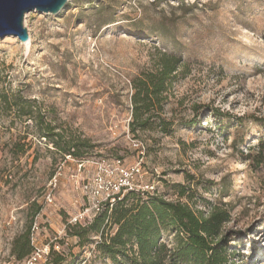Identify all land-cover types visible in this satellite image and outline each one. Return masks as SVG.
Listing matches in <instances>:
<instances>
[{
	"label": "rangeland",
	"instance_id": "rangeland-1",
	"mask_svg": "<svg viewBox=\"0 0 264 264\" xmlns=\"http://www.w3.org/2000/svg\"><path fill=\"white\" fill-rule=\"evenodd\" d=\"M23 26L28 45L0 38V264H112L81 230L123 187L225 213L227 264H264V0H68ZM162 55L181 62L156 112L169 132L132 135V81Z\"/></svg>",
	"mask_w": 264,
	"mask_h": 264
},
{
	"label": "trees",
	"instance_id": "trees-1",
	"mask_svg": "<svg viewBox=\"0 0 264 264\" xmlns=\"http://www.w3.org/2000/svg\"><path fill=\"white\" fill-rule=\"evenodd\" d=\"M181 66L179 59L162 55L154 71L142 74L132 81L131 133L153 130V125L163 134L169 124L156 115L162 111L164 94L176 79ZM27 111L24 115L30 116ZM156 117L158 123L153 119ZM45 139L49 138L47 133ZM52 144L65 155L80 159V146L66 142L60 147ZM120 162L122 158H117ZM127 188L113 195L105 203L93 223L81 231L99 236L96 249L112 264H227L225 250L215 242L220 225L228 220L225 213L213 212L208 218L197 215L180 202H167L147 192ZM147 195L145 198L144 196ZM122 196V197H121ZM113 200V202H110ZM40 211L37 207L35 214ZM115 227L112 234L108 231ZM31 225L13 242L12 253L20 261L31 255ZM177 235L174 248L168 249L161 242L163 232ZM82 239L83 235H78ZM59 258L55 263H61Z\"/></svg>",
	"mask_w": 264,
	"mask_h": 264
},
{
	"label": "water",
	"instance_id": "water-1",
	"mask_svg": "<svg viewBox=\"0 0 264 264\" xmlns=\"http://www.w3.org/2000/svg\"><path fill=\"white\" fill-rule=\"evenodd\" d=\"M68 0H0V38L13 36L22 43L29 41L28 32L23 26L25 14L38 11L59 15Z\"/></svg>",
	"mask_w": 264,
	"mask_h": 264
},
{
	"label": "bare ground",
	"instance_id": "bare-ground-1",
	"mask_svg": "<svg viewBox=\"0 0 264 264\" xmlns=\"http://www.w3.org/2000/svg\"><path fill=\"white\" fill-rule=\"evenodd\" d=\"M29 40H30V38H29ZM29 44V41L26 43V45H28Z\"/></svg>",
	"mask_w": 264,
	"mask_h": 264
},
{
	"label": "built area",
	"instance_id": "built-area-1",
	"mask_svg": "<svg viewBox=\"0 0 264 264\" xmlns=\"http://www.w3.org/2000/svg\"><path fill=\"white\" fill-rule=\"evenodd\" d=\"M37 257H38V255H37ZM33 261H36V259L34 258Z\"/></svg>",
	"mask_w": 264,
	"mask_h": 264
}]
</instances>
